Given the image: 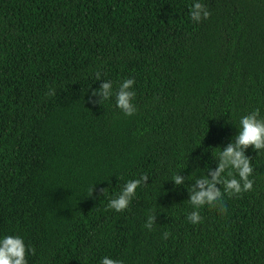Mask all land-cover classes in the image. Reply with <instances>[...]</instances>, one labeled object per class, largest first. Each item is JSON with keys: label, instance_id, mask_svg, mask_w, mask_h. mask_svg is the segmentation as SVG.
<instances>
[{"label": "trees", "instance_id": "1", "mask_svg": "<svg viewBox=\"0 0 264 264\" xmlns=\"http://www.w3.org/2000/svg\"><path fill=\"white\" fill-rule=\"evenodd\" d=\"M202 2L193 22V0H0V234L24 237L28 264H264V150L246 151L252 190L186 219L211 149L264 117V0ZM125 78L132 116L92 96Z\"/></svg>", "mask_w": 264, "mask_h": 264}, {"label": "clouds", "instance_id": "2", "mask_svg": "<svg viewBox=\"0 0 264 264\" xmlns=\"http://www.w3.org/2000/svg\"><path fill=\"white\" fill-rule=\"evenodd\" d=\"M189 15L193 22H200L207 19L210 12L202 0H193L189 9ZM97 80L102 79L100 73H96ZM134 78L123 79L118 87L114 88L113 81L103 79L98 89L93 90L92 96H97L98 102L115 100V106L125 115L132 116L136 113ZM97 102L96 100L93 103ZM237 132L233 139L223 147H215L217 159L215 169L206 172L205 175L196 177L191 185L188 200L193 210L186 215L191 224L202 221L200 208L207 205L219 207L221 214L226 211L223 204V196L239 194L242 191L253 189L254 181L250 179L253 173L251 157L246 154L249 146L257 154L264 150V117L260 115V109L256 108L242 115L236 126ZM147 175H140L139 178L127 180L120 191L108 201V208L116 212H122L128 208L136 195V189L148 180ZM171 181L174 185H181L185 177L176 173ZM218 185L220 187H218ZM223 189V191L221 190ZM93 187L91 189V194ZM155 215L147 217L144 227L152 230L155 222ZM165 239L169 233L164 232ZM34 252V249L26 245L25 239L20 234H0V264H28L27 254ZM100 264H125L123 259H115L110 256H103Z\"/></svg>", "mask_w": 264, "mask_h": 264}]
</instances>
